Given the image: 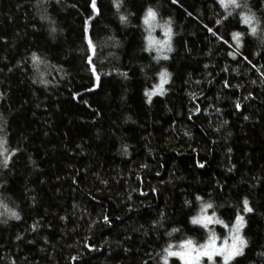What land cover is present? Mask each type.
<instances>
[{
  "label": "trees",
  "instance_id": "obj_1",
  "mask_svg": "<svg viewBox=\"0 0 264 264\" xmlns=\"http://www.w3.org/2000/svg\"><path fill=\"white\" fill-rule=\"evenodd\" d=\"M90 3L0 0V136L16 153L0 164V264H163L169 244L208 238L191 223L205 203L222 226L244 216L230 264H264V39L217 0H122L127 23ZM247 3L264 29V0ZM149 7L172 29L164 61L146 50Z\"/></svg>",
  "mask_w": 264,
  "mask_h": 264
},
{
  "label": "snow or ice",
  "instance_id": "obj_2",
  "mask_svg": "<svg viewBox=\"0 0 264 264\" xmlns=\"http://www.w3.org/2000/svg\"><path fill=\"white\" fill-rule=\"evenodd\" d=\"M173 3H177V0H172ZM217 3L225 10L226 15L223 17L224 19H227L228 16H232L233 13H236L237 10H240L238 15L240 18V21L243 25H245L249 31V33L253 36L260 35L262 39H264V29H261V20L259 17L256 16L254 12H252L251 8L249 7L247 0H217ZM113 5L117 10V13H120V8L122 6V0H113ZM90 7L92 9V12L96 15L99 14V9L97 8V0H91ZM92 17H89V20ZM41 19H47L45 16H41ZM119 19L121 23H127L128 22V16L124 14H119ZM157 20V12L149 7L145 15L143 17V23L148 26L149 35L146 38L148 41V47L146 48L147 51H151L153 48V45H159V47H156V51L158 53H162L166 47L167 51H171L170 47V38L172 34V29L170 27V22H166L165 25H160V27L164 28V35L167 37L164 41H156L151 35V31L154 30L155 21ZM88 20L85 21V38L87 40L88 49L91 51L92 55H95V45L93 44V41L88 33ZM221 21L217 20L216 23L219 24ZM207 27V26H206ZM259 30V32H258ZM51 31L54 33L56 31L55 27L51 28ZM209 32H212L213 35H216L215 32H213V29L208 28ZM243 36V33L241 32H234L232 33V38L235 40L237 46L241 43V38ZM227 43V41H225ZM231 55V53H230ZM161 58L160 56L157 57V59ZM163 59H167V55H163ZM34 64L41 63L40 57H38L35 53H33L32 56ZM88 63L89 65H92V56L88 57ZM249 63H251L249 61ZM255 67V65H253ZM92 72L95 75L96 74V68L94 65H92ZM123 75H126L124 73ZM170 77V73L167 70H163L159 72V78L160 83L155 85L154 88L151 91H146L145 95L148 97L149 102H151L152 96L159 93L160 95L164 94V85L168 83ZM97 81H99L100 77L96 76ZM42 83H46L45 81H41ZM227 82H225V87H227ZM236 109H240L241 105L239 103H236L235 105ZM197 111H199V108L197 107ZM247 119V117H245ZM7 145V139L4 136H0V156L3 157L2 161H0V164L3 165L4 168L8 167V164L11 160V157L15 155V150H12L11 153H9V149L6 147ZM200 167H203V164L199 165ZM197 200H200V197L196 198ZM243 211L245 213H251L253 211V208L249 206V201L247 199L243 200ZM0 206L7 207L6 205L2 204V201H0ZM208 209H213V205L211 203H205L202 204L200 214L198 216H194L191 218V223L193 225H199L202 228L209 230L210 224H223V221L219 220L215 215V210H213L211 215H208ZM10 216L16 220L20 219V216L15 211L10 212ZM105 222L107 223L109 218L107 216L104 217ZM246 221L244 219V216L241 214H237L235 217V222L229 227L227 224H224L223 226L228 229L229 237L225 238L221 243H217L218 237L214 232H211L209 230L208 238L205 240L202 244H196L192 239H187L184 241H181L178 246L169 244L167 248H165L164 255L162 256L163 264H169V258L176 257L179 258L183 262V264H201L202 260L204 258L207 259L209 264H215V258L221 257L223 260V264H230L232 260H234L236 257L241 256L244 254V249L248 246V241L245 239V237L242 234V231L245 227ZM173 231H177L176 229H173ZM230 241V242H229ZM176 248L177 250H173Z\"/></svg>",
  "mask_w": 264,
  "mask_h": 264
},
{
  "label": "rangeland",
  "instance_id": "obj_3",
  "mask_svg": "<svg viewBox=\"0 0 264 264\" xmlns=\"http://www.w3.org/2000/svg\"><path fill=\"white\" fill-rule=\"evenodd\" d=\"M154 23H155V25H157V26L154 27V30L151 31V35L154 38V40H156V41H164V40H166L167 37H165V35H164V28L160 27V25H165V24L160 23L158 20H156ZM145 27H146V30H148V26L145 25ZM148 35H149V30H148ZM172 40H173V33L171 34V38H170L171 51H167L166 50L167 46H165L164 51L162 53H158L156 51V47H159V45L154 44L152 50L149 51V52L154 53L157 57L160 56L161 58H159L158 60H162V61L167 60L168 58L167 59H163L162 57H163V55H167V57H168L170 55V53L172 52ZM158 94L159 93H157V95ZM209 227H210L209 230L211 232H214L216 234V236L219 238L218 241H217L218 244L221 243L225 238L229 237L228 229L223 227L221 224L213 223V224H210ZM209 230H208V233H209ZM179 262H180V264H183V262L181 260H179ZM201 264H209V262L207 261L206 258H204L202 260ZM215 264H223L222 258L221 257H216L215 258Z\"/></svg>",
  "mask_w": 264,
  "mask_h": 264
}]
</instances>
